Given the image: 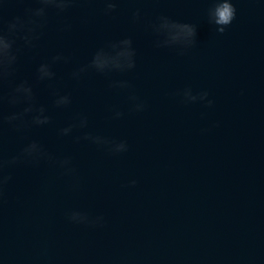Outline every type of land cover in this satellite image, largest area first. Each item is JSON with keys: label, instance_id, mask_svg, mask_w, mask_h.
<instances>
[{"label": "water", "instance_id": "obj_1", "mask_svg": "<svg viewBox=\"0 0 264 264\" xmlns=\"http://www.w3.org/2000/svg\"><path fill=\"white\" fill-rule=\"evenodd\" d=\"M0 35V159L42 150L3 170L0 264H264V0H0Z\"/></svg>", "mask_w": 264, "mask_h": 264}, {"label": "clouds", "instance_id": "obj_2", "mask_svg": "<svg viewBox=\"0 0 264 264\" xmlns=\"http://www.w3.org/2000/svg\"><path fill=\"white\" fill-rule=\"evenodd\" d=\"M40 3H42L44 5H54L55 7L59 8L60 10H64L65 8H67L72 3V0H40ZM113 7H114V5L109 3L108 8L111 9ZM42 10H43V8L35 10V15L40 16L39 13ZM234 11H235V8L232 4L224 3L223 5H221L217 9V15L219 17L217 23L229 24L234 18ZM16 21H17V23H12L9 25V31L10 32L17 28V24H19L20 27L24 26L18 17L16 18ZM31 31H32V29H29V32H31ZM221 31H223V30H221ZM25 39L27 40L28 38L25 37ZM4 40L8 41V43L5 45V50L0 51V80H2L3 78L7 77L10 74V71H9L10 67L16 59V57L14 55H12V53H11L13 41L6 38L3 35H0V41H4ZM55 59H60V57H56ZM82 71H83V69H82ZM38 72H39V79H41V80H43L45 78H51L54 75L49 70V66L46 64H42L40 66V68L38 69ZM15 92L16 93H24L28 100L32 99L31 87H25L22 84L15 89ZM19 101H20V97H14L11 102L17 103ZM69 102L70 101H69V98L67 96L60 97L59 99L56 100L57 106L66 105ZM34 110L40 113V115H37L33 118V122L35 124H45V123L49 122V118L47 116H43L44 109L42 107L39 109H33V108L29 107V108H26L24 110V112H31ZM6 119L8 120L9 123H11L12 121H17V120L23 122V113L7 117ZM70 131H71V127L65 128L62 130L63 134H65V135L68 134ZM41 154H42V150H41L40 146L37 143L33 142L28 147L23 149L22 153L19 156L12 157L10 160H7V161L0 159V196L3 195V186L8 182V180L11 179L10 176H5L3 174L4 168L6 166H11V165H14V164L20 162V160L22 158L23 159H28V158L34 159ZM63 163H67V161H64ZM132 183L134 184L135 181H133Z\"/></svg>", "mask_w": 264, "mask_h": 264}]
</instances>
